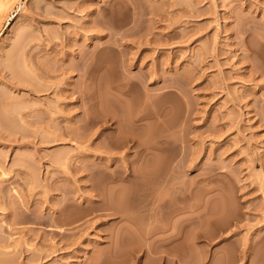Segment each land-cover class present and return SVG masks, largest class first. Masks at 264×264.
I'll return each instance as SVG.
<instances>
[{
	"label": "rangeland",
	"instance_id": "rangeland-1",
	"mask_svg": "<svg viewBox=\"0 0 264 264\" xmlns=\"http://www.w3.org/2000/svg\"><path fill=\"white\" fill-rule=\"evenodd\" d=\"M0 264H264V0H0Z\"/></svg>",
	"mask_w": 264,
	"mask_h": 264
},
{
	"label": "bare ground",
	"instance_id": "bare-ground-1",
	"mask_svg": "<svg viewBox=\"0 0 264 264\" xmlns=\"http://www.w3.org/2000/svg\"><path fill=\"white\" fill-rule=\"evenodd\" d=\"M3 3L1 2L0 7H2Z\"/></svg>",
	"mask_w": 264,
	"mask_h": 264
}]
</instances>
